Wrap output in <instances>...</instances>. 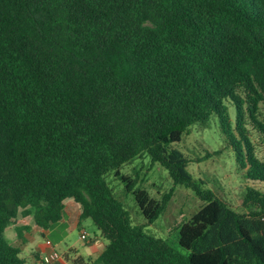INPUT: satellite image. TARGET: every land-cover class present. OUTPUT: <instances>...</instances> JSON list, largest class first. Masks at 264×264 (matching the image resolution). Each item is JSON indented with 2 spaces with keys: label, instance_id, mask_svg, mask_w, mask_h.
I'll return each mask as SVG.
<instances>
[{
  "label": "trees",
  "instance_id": "1",
  "mask_svg": "<svg viewBox=\"0 0 264 264\" xmlns=\"http://www.w3.org/2000/svg\"><path fill=\"white\" fill-rule=\"evenodd\" d=\"M214 114L239 171L264 182V0H0V264L25 262L5 236L20 215L51 228L66 199L108 240L72 264H264V194L239 211L174 146ZM146 154L204 202L180 226L187 252L135 225L106 180L153 223L175 188L156 199L120 170Z\"/></svg>",
  "mask_w": 264,
  "mask_h": 264
},
{
  "label": "rangeland",
  "instance_id": "2",
  "mask_svg": "<svg viewBox=\"0 0 264 264\" xmlns=\"http://www.w3.org/2000/svg\"><path fill=\"white\" fill-rule=\"evenodd\" d=\"M225 104L231 125L234 126L236 108L230 102ZM174 146L190 159L188 170L194 178L202 180L205 189L212 190L216 196L231 203L239 211L247 212L242 202L248 189H255L264 194V182H249L239 171L232 149L226 147L225 136L216 114L210 117L207 126L194 124L185 130L182 139ZM120 170L122 174L136 179V187L147 189L156 199H161L164 193L175 188L166 211L156 221L148 223L133 193L126 190L124 182L113 171L106 175V180L114 195L123 202L135 225L142 226L147 233L164 238L177 250L187 252L178 243L180 226L184 221L190 220L204 205V202L192 189L183 185H175L168 170L160 163L152 162L148 154L124 164ZM84 232L86 238L81 237ZM5 236L10 242L16 244V233L10 227L6 230ZM97 236H102L100 228L91 217H87L78 227L69 230L66 225L60 227L59 232L50 236L49 239L53 240L56 245L55 249L60 254L70 247L86 254L89 243L97 240ZM38 239L42 241L38 245L29 243L22 246V256L25 258L23 264H51L46 262V254L42 250L46 243L44 236L38 234ZM36 251L42 254V259H37Z\"/></svg>",
  "mask_w": 264,
  "mask_h": 264
},
{
  "label": "crops",
  "instance_id": "3",
  "mask_svg": "<svg viewBox=\"0 0 264 264\" xmlns=\"http://www.w3.org/2000/svg\"><path fill=\"white\" fill-rule=\"evenodd\" d=\"M65 210L63 218L54 226L48 229H43L42 227L38 226L34 218L30 216H22L20 215L17 222L10 226V228L16 233L15 242L16 245L20 246L22 249L23 245H28L29 243H33L38 245L42 241L38 239V234L44 236L45 239V247L44 254L50 252L53 248H56L52 239H49L50 236L52 237L55 233L59 232V228L66 225V228L69 230L71 228H75L81 225L80 222V214L81 209L80 205L74 199H66L65 200ZM29 227L27 230L24 228ZM21 234H20V229ZM49 236V237H48ZM63 236L60 240H62ZM97 240L90 242L89 247L86 254L80 253V251H76L72 247H70L67 251L62 253V258L51 263V264H72V259L77 257L89 258V257H97L106 247L108 244V240L102 235L97 236ZM36 257L38 260L42 259V254L39 251L35 252Z\"/></svg>",
  "mask_w": 264,
  "mask_h": 264
},
{
  "label": "built area",
  "instance_id": "4",
  "mask_svg": "<svg viewBox=\"0 0 264 264\" xmlns=\"http://www.w3.org/2000/svg\"><path fill=\"white\" fill-rule=\"evenodd\" d=\"M82 238H86L85 232L81 234ZM62 258V254H60L55 248H53L50 252L46 253L45 260L48 263L55 262Z\"/></svg>",
  "mask_w": 264,
  "mask_h": 264
}]
</instances>
